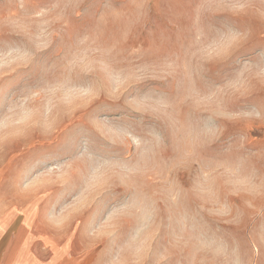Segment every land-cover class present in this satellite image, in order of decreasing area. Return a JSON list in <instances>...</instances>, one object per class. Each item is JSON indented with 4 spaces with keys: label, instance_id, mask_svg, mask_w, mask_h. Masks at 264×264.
<instances>
[{
    "label": "rangeland",
    "instance_id": "1",
    "mask_svg": "<svg viewBox=\"0 0 264 264\" xmlns=\"http://www.w3.org/2000/svg\"><path fill=\"white\" fill-rule=\"evenodd\" d=\"M0 172L106 264H264V0H0Z\"/></svg>",
    "mask_w": 264,
    "mask_h": 264
},
{
    "label": "crops",
    "instance_id": "2",
    "mask_svg": "<svg viewBox=\"0 0 264 264\" xmlns=\"http://www.w3.org/2000/svg\"><path fill=\"white\" fill-rule=\"evenodd\" d=\"M0 172V264H106L87 229L68 212L47 204L46 193Z\"/></svg>",
    "mask_w": 264,
    "mask_h": 264
}]
</instances>
